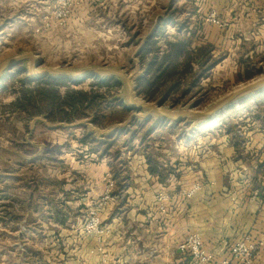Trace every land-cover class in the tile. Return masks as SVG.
<instances>
[{
    "label": "crops",
    "instance_id": "0c3cea01",
    "mask_svg": "<svg viewBox=\"0 0 264 264\" xmlns=\"http://www.w3.org/2000/svg\"><path fill=\"white\" fill-rule=\"evenodd\" d=\"M56 2L0 0V64L29 51L45 60L57 57L53 46L58 45L60 37L48 27ZM93 3L124 12L123 19L102 16V39L122 36L125 31L134 35L145 29L150 32L160 21L172 38L177 32L179 37H191L194 48L212 45L213 57L221 56L212 68L214 78L220 73L226 77L243 73L264 61V0H77L75 9L80 8L83 13L69 19L72 31L84 23V10L91 9ZM176 4L183 9L181 25L165 14ZM211 10L225 21L224 26L205 22V15ZM128 20L130 26L124 30L121 25ZM107 24L112 28H106ZM260 95L263 94L250 98L264 103V96ZM251 109L236 122V128L207 130L202 125L168 145H143L137 140L125 145L120 182L116 181L113 197L102 209L103 225L111 232L99 242L92 239L93 235L84 236L83 254L76 256L71 234L66 238L61 235L76 226L72 213L78 207H72L69 200L79 199L80 206L88 207L97 203L99 195L75 198V192L66 194L67 201L51 215L57 232L54 238L61 240L64 254L53 255L55 241H51L50 257H43L38 263L192 264L190 253L180 250L179 245L188 234L196 232L216 260L230 258L233 243L248 235L260 243L252 264H264V108ZM82 150H87V146L83 145ZM148 155L157 161L163 179L150 171ZM104 159L102 172L109 169ZM195 184H200L198 190L186 197L184 193ZM104 187L102 181V193ZM160 193L169 195L166 212L158 206ZM25 260L30 264L33 258Z\"/></svg>",
    "mask_w": 264,
    "mask_h": 264
},
{
    "label": "rangeland",
    "instance_id": "374dc122",
    "mask_svg": "<svg viewBox=\"0 0 264 264\" xmlns=\"http://www.w3.org/2000/svg\"><path fill=\"white\" fill-rule=\"evenodd\" d=\"M92 6L88 11L84 10L87 17L80 27L74 26L73 30L75 31H72L69 26V19L73 14L81 15L80 13H83L82 9H75L78 7L77 4L73 8L68 22L64 25H59L52 16V22L48 23V27L50 29L52 27L51 30L55 31L60 40L58 45L53 46V53L57 54V57L51 60L44 59L45 66L80 69L108 65L122 67L128 72H132L135 68L133 56L141 43L146 40L145 45L137 53L140 68L145 75L146 66L141 62L140 53L145 49L148 41L153 39L156 42L153 47L159 48L158 55L161 57L167 51L169 42L183 39V36L179 37L177 32L173 38L168 36L164 32V24L160 21L149 38L147 36L153 30L148 32V29H145L135 35L127 34L125 31L122 36L102 39V30L105 29L102 24V16L108 18L107 14H109L110 18L108 19L110 20L123 19L124 12L120 13L115 8L103 9L96 3H93ZM182 11L183 9L176 4L165 14L170 17V20L177 21L181 25ZM129 15L132 16L130 13ZM105 26L112 28L113 25ZM129 26V20L121 25L124 30L125 28L128 30ZM37 31L39 32L40 29ZM153 55V53H149L148 60L154 57ZM220 58L221 56L217 58L212 54L211 59ZM209 63L211 60L207 62V66ZM250 68L249 71L254 78L259 77L264 73V61L262 64ZM204 70L205 66L199 65L198 62L193 63V73L181 77L180 89L171 92L168 97L164 94L171 83L150 99L144 97L145 94L139 87V82L144 76L137 81L136 92L145 101H158L166 108L177 109L181 105H192L196 109H205L238 88L239 85L249 81L246 79V71L234 73L230 77L220 73L214 78L212 69L206 70L205 74ZM12 72L0 82V264H26L29 261L25 259H29V257L33 258L32 261L30 260V264H39L40 260L43 261V257H50L51 245L54 241L53 255L56 252L59 255L64 254L63 247L60 248L61 240L55 239L57 232L51 224V215L56 208H62L63 201H67L66 194L71 192L76 193L75 198L84 194L99 195L97 203H92L88 207L80 206L79 199L69 200L72 207L75 209L78 207L77 211L74 210L72 213L76 226L61 235L62 238H66V235L71 234L69 238L74 241L75 255L81 256L84 236L87 238L93 235L92 239L95 238L98 242L99 239H102V236L88 233L86 226L91 219V212L99 209L98 204L102 201L105 190L104 187L102 193V181L105 182V179L112 177L116 185L117 182H120L121 170L125 165L122 155L123 147L130 146L134 140L143 145H152L155 142H159V144L164 142L168 145L173 143L174 139L182 140L185 133H191L194 130L183 123L170 125L168 122H160L156 126L159 130L155 132L156 128L152 129L151 126L153 119L142 122L135 119L128 128L115 131L104 137L102 135L99 137L84 125L50 128L45 122L35 121V119H46L49 124H56V122H51L44 116L29 118L26 113L13 111L8 107L16 97L12 92L13 86L15 89H19V80L27 77L23 65L20 66V64ZM12 75L15 80H8ZM94 77L97 76L87 77L78 81L77 84L76 81L64 80H68L71 87L90 91L93 83L96 82ZM5 83L8 85L7 90L2 87ZM96 87L94 88L97 89ZM121 88V84L114 86L107 94L105 93L106 88H100L99 91L105 93L102 98V110L87 108L84 117L70 123L88 120L94 128L99 130L124 123L137 110L129 108L124 110L121 106H116L123 104V101L118 98L121 95ZM65 89V87L62 88L63 91ZM262 94L258 97L264 96V93ZM254 100L255 98H248L230 107L215 119L202 124L205 125L203 128L207 130L222 126L226 129L236 128V122L244 113L249 112V107H252V111H261L264 108L263 102H259L257 99L254 102ZM96 117L97 123L94 122ZM202 125L198 128H201ZM83 145L87 146V150H82ZM156 154L158 155L160 152L156 151ZM102 158H105L109 167L105 172H102L104 169L102 168L104 163ZM60 195L65 198H60ZM57 197L61 200L56 201ZM80 207L83 208L79 211ZM98 213L102 221V209ZM92 239L91 241H93ZM25 243H28V247L21 248Z\"/></svg>",
    "mask_w": 264,
    "mask_h": 264
},
{
    "label": "trees",
    "instance_id": "16d2710c",
    "mask_svg": "<svg viewBox=\"0 0 264 264\" xmlns=\"http://www.w3.org/2000/svg\"><path fill=\"white\" fill-rule=\"evenodd\" d=\"M190 38L183 37L178 41L169 42L167 51L161 57L158 55L159 48L153 47L156 42L153 39L147 42L145 49L140 53L141 62L146 66V74L139 82V87L145 94L144 97L150 99L160 93L169 83L171 84L164 94L166 97L171 92L178 91L182 83L181 77L193 73V63L195 62L205 66L204 74L206 70L214 68L218 63L219 59H211L212 45L206 44L194 48ZM149 53L154 54L150 60H148ZM210 60L211 63L207 66V62ZM246 77L248 80L254 78L249 70H246ZM94 79L96 82L93 83L91 90L83 91L71 87L68 80L64 79L43 77L33 80L25 77L19 80V89H15L13 86L12 92L16 97L8 107L13 111L26 113L29 118L44 116L51 122L70 123L84 117L87 108L102 110V98H104L105 93L107 94L110 88L121 84L114 78L94 77ZM8 80H15V77L12 75ZM75 83L79 82L76 81ZM2 87L7 90L8 85L5 83ZM63 87L66 88L64 91L62 90ZM103 87L106 88L105 93L99 91ZM116 106L128 110L124 104ZM96 119L97 117L94 120L95 123H97ZM147 160L150 164V171L158 173L159 177L163 179V173L159 170L157 161L151 159L150 155H148ZM60 222L64 223V219H60Z\"/></svg>",
    "mask_w": 264,
    "mask_h": 264
},
{
    "label": "water",
    "instance_id": "95a60500",
    "mask_svg": "<svg viewBox=\"0 0 264 264\" xmlns=\"http://www.w3.org/2000/svg\"><path fill=\"white\" fill-rule=\"evenodd\" d=\"M153 32L147 38L151 37ZM144 40L133 56L135 68L132 72H128L122 67L104 65L102 67L93 66L88 68H66L61 66H45L44 59L39 54L34 52H23L17 56L11 57L0 64V82L5 77L13 73L12 71L18 64H24L23 70L27 73L30 79H40L43 77H51L55 79H68L71 81H80L90 76L100 78H114L121 83V95L118 98L123 101V104L130 110H137L124 123L115 124L107 129L99 130L94 128L88 120L75 121L74 123L56 124L47 123L46 119L36 118L35 121L45 122L50 128L58 127H75L84 125L89 131H94L99 137L102 135L109 136L115 131H120L128 128L135 120L147 121L153 119L152 129H155L160 122H168L170 125L183 123L192 130H196L198 126L215 119L219 114L226 111L244 100L264 92V73L259 77L252 78L248 82L239 85L238 88L224 95L209 107L205 109H196L194 106L181 105L177 109L163 107L160 102H148L140 98L136 92L137 81L144 76V72L140 68V61L137 53L145 45ZM264 72V69H263Z\"/></svg>",
    "mask_w": 264,
    "mask_h": 264
},
{
    "label": "built area",
    "instance_id": "2783aa9c",
    "mask_svg": "<svg viewBox=\"0 0 264 264\" xmlns=\"http://www.w3.org/2000/svg\"><path fill=\"white\" fill-rule=\"evenodd\" d=\"M76 4L77 0H57L53 8V18L55 21L59 25L67 23ZM204 19L205 22L213 25H225V21L218 16L215 10L209 11ZM115 187L116 184L112 177L105 179V190L102 195V201L98 204L99 209L91 212V219L86 226L88 233H94L103 237L111 232L110 228L103 225V220L101 221L98 212L104 209L112 199ZM199 187L200 184H195L191 189L187 190L184 195L189 198L192 197ZM168 200L169 195L167 193H160L157 196L158 206L162 212H166ZM259 247L260 243L247 235L237 239L233 243L230 249V258L216 260L214 255L205 248L199 233L194 232L188 234L179 245L180 250L190 253L192 264H252Z\"/></svg>",
    "mask_w": 264,
    "mask_h": 264
}]
</instances>
